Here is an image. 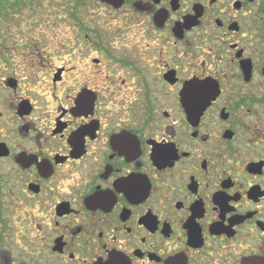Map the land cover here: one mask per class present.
<instances>
[{"label": "flooded vegetation", "instance_id": "obj_1", "mask_svg": "<svg viewBox=\"0 0 264 264\" xmlns=\"http://www.w3.org/2000/svg\"><path fill=\"white\" fill-rule=\"evenodd\" d=\"M67 1L118 20L0 68V264H264V0Z\"/></svg>", "mask_w": 264, "mask_h": 264}, {"label": "rangeland", "instance_id": "obj_2", "mask_svg": "<svg viewBox=\"0 0 264 264\" xmlns=\"http://www.w3.org/2000/svg\"><path fill=\"white\" fill-rule=\"evenodd\" d=\"M11 9L9 8L10 12L7 13L6 18H4L5 13L0 14V37H10L8 45L12 46V49L8 51L4 50L5 46L1 48L0 45V49L6 52L7 61L5 65V60L0 59V68L7 66L15 72L18 69L19 75L24 73L20 71L21 69L26 70L31 67L28 64V57L33 51L50 54L52 60H48L50 65L48 69L62 66L63 61L60 59L69 57L68 53L71 52L73 46L74 33L70 23H116L118 20L115 19L117 15L110 12L95 11L80 13V16L77 15L80 20L76 21L77 18L68 9L67 0H39L34 7L24 6L19 11H11ZM33 37L40 45L39 50L30 49L24 44L27 41L29 45H33ZM58 49L60 53L56 54ZM23 53L29 54L24 55Z\"/></svg>", "mask_w": 264, "mask_h": 264}]
</instances>
